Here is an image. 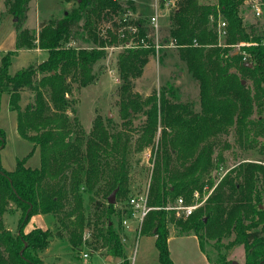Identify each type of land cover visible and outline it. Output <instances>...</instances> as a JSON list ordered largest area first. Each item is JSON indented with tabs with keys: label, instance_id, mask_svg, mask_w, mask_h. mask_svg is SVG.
Listing matches in <instances>:
<instances>
[{
	"label": "trees",
	"instance_id": "trees-1",
	"mask_svg": "<svg viewBox=\"0 0 264 264\" xmlns=\"http://www.w3.org/2000/svg\"><path fill=\"white\" fill-rule=\"evenodd\" d=\"M64 1L73 5L61 16L27 28L22 20L29 0H5L15 17L16 41L15 48L1 57L0 99L3 92L10 94L17 132L32 150H38L39 163L26 165L27 155L5 170L0 159V264H43L40 253L51 239L64 237L74 250L84 243L119 257L112 264H130L122 241V219L130 214V132L135 130L152 145L159 127L147 191L151 209L140 234L154 236L160 264H174L167 225L177 212L166 206L177 197L190 203L204 186H213L212 171L221 169V150L230 146L225 139L229 133L235 143L256 148L264 158V26L243 23L239 12L243 0H156L160 7L173 4L167 25L158 29V42H173L197 83L199 109L194 110L190 102L176 100L172 85H162L158 94L152 91L146 96L133 90L155 51L140 43L143 38L152 45L154 32L148 17L134 16V0ZM218 16L226 22L224 44H218ZM130 41L134 47L125 46ZM242 42L249 43L240 48L248 55L246 62L240 50L230 48ZM119 45L120 125L97 114L86 132L72 94L95 81L94 65L105 57L107 48ZM36 46L47 51V57L10 74L11 56ZM159 52L162 61L166 50ZM25 90L32 93V100L21 107L19 97ZM134 118L140 119L137 126ZM3 143L0 128V149ZM113 190L115 201L107 203ZM99 195L103 202L95 199ZM207 197L192 214L180 215L176 227L194 234L202 251L204 238L234 235L244 245V264H264V163L248 160L233 165ZM16 211L21 229L13 231L3 214ZM34 214H50L53 228L33 226L23 232V224ZM85 229L90 241L83 239ZM218 264L229 263L221 259Z\"/></svg>",
	"mask_w": 264,
	"mask_h": 264
},
{
	"label": "rangeland",
	"instance_id": "rangeland-1",
	"mask_svg": "<svg viewBox=\"0 0 264 264\" xmlns=\"http://www.w3.org/2000/svg\"><path fill=\"white\" fill-rule=\"evenodd\" d=\"M201 2L213 3L214 0H200ZM135 12L149 18L150 15H158L159 27H165L168 20V13L173 6L172 2L166 3L163 7L157 4L156 0H135ZM73 5L72 1L64 0H29L26 17L22 20V27L36 28L38 23L44 19L59 17L64 10ZM254 5L260 7L261 14L256 15ZM239 12L243 23H257L264 26V0H243ZM137 14L134 13V16ZM15 18L11 12L6 9L5 0H0V62L1 57L15 48L16 28ZM224 37L218 39V44H224ZM84 45V44H81ZM166 50V55L160 61V49ZM230 48L239 51L241 46L237 44L230 45ZM122 49L110 48L106 50L104 58L100 59L94 65L96 79L91 84L74 90L73 96L77 98L76 114L86 132L91 129L94 117L98 114L102 118L108 117L113 120L117 126L120 125L121 118L119 114V95L118 86L120 84L119 73L117 69L118 53ZM241 52V50H240ZM40 57L34 51H17L11 56L9 73L13 74L20 68L31 63H35ZM162 85H172L176 100L180 102H190L194 110L199 109V88L197 83L191 78L183 61L176 54L174 47H161L154 51L149 60L144 65L141 75L135 79L133 90L142 94L149 95L152 91L158 94L159 87ZM11 96L3 92L0 99V128L4 133L3 147L0 149L1 165L5 170L14 168L16 161L27 156L26 165L32 167L39 163L38 150H32V144L23 139L17 132L16 120L17 112L10 109L9 100ZM32 100V93L29 90L22 91L19 97L21 107ZM108 112L111 116H108ZM140 119L134 118L133 125L137 126ZM160 127L157 128L154 143L146 144L138 132L132 129L129 142V195L140 193L148 189L151 170L153 167L154 156L157 150V138ZM225 139L230 146L221 150L222 162L221 169H213L212 173L216 176L212 187L204 186L198 195L194 194V201H199L202 207L207 196L211 193L218 180L233 165L241 161L264 160L262 154L257 149L248 148L249 145L241 146L235 143L234 136L229 133ZM218 149L215 150V153ZM149 153V155H148ZM103 202L104 198L98 196L95 198ZM120 199V198H118ZM85 214L89 209V198L84 197ZM107 202V200H106ZM123 205V200L118 202V207ZM170 205V204H169ZM261 207V206H260ZM179 219L181 217L175 213ZM175 219V220H176ZM175 220L168 222V231L170 237L171 257L175 264H218L219 261L238 264H244V245L236 242L234 235L230 237H207L203 239L201 245L203 252L199 250L197 240L191 232H181L175 225ZM3 221L13 231L21 229V215L19 211L5 212ZM113 223L118 227L117 217H113ZM118 224V225H117ZM33 226L41 228H53V219L50 214H34L30 216L22 226V231L27 232ZM85 229L82 232L83 239L88 237ZM182 233V234H181ZM88 241L91 240L88 237ZM124 242V241H123ZM93 246L82 243L77 249H72L66 238H53L47 248L40 253L43 264H106L103 250L93 249ZM124 252L129 259L130 264H160L158 253L154 244L152 235L136 234L135 232L129 241L125 242ZM87 254L84 256L83 254ZM210 263L206 260L205 255ZM221 258V259H220ZM114 263V262H112ZM111 263V264H112Z\"/></svg>",
	"mask_w": 264,
	"mask_h": 264
},
{
	"label": "built area",
	"instance_id": "built-area-1",
	"mask_svg": "<svg viewBox=\"0 0 264 264\" xmlns=\"http://www.w3.org/2000/svg\"><path fill=\"white\" fill-rule=\"evenodd\" d=\"M254 12L256 15H260L261 14L260 7L257 5H254ZM148 23L153 28L154 42L152 45H149L143 38H141L140 43L144 47L152 46L154 50L156 51L157 49L161 47H169V46L174 47L175 46L173 42H169L164 45H161L158 42L159 25H158V15L156 13L149 17ZM216 26H217L218 39H220V37H224L226 34L225 20L218 16ZM129 29L131 32L136 31L135 27H130ZM247 44L249 43L242 42V43H238L237 46L239 47V46H243ZM125 46L134 47L131 41L126 42ZM121 47L122 46L119 45V46H112L107 49H110V48H115V49L120 48L121 49ZM241 54H242V60L246 62L248 55L244 52V50H241ZM147 191L148 189H145L144 191L140 193H135L129 196L128 203H129L130 214L122 219V226L124 228V231L133 230L136 234H139L142 220L144 216L146 215V213L151 209V206H149L147 203ZM195 195H197V193H195ZM198 206H199V201L186 203L182 197H177L176 199H174V202L170 205H167L166 208L174 209L179 215L186 217L192 214V212ZM132 223H134V225H132ZM124 235H122V241H125L126 239ZM83 255L86 256L87 254L84 253Z\"/></svg>",
	"mask_w": 264,
	"mask_h": 264
},
{
	"label": "crops",
	"instance_id": "crops-1",
	"mask_svg": "<svg viewBox=\"0 0 264 264\" xmlns=\"http://www.w3.org/2000/svg\"><path fill=\"white\" fill-rule=\"evenodd\" d=\"M134 3H135V6H136V2H135V0H134ZM135 14L138 15L139 13L135 12ZM150 16H151V15H150ZM150 16H149V17H150ZM14 18H15V17H14ZM167 23H168V20H167ZM166 25H167V24H166ZM24 50H31V51H34L35 54H36V56L38 55V56L40 57L39 59L36 60V62H40V61L44 60V59L47 57V51H45V50H43V49H40V48H38L37 46H36V47L29 48V49H19L18 51L22 52V51H24ZM132 225H134V223H132ZM133 233H134L133 230H127V231H125V235H124V236L126 237V239H125V241H124V246H125V242L129 241L130 238H132ZM193 235H194V234H193ZM194 236H195V235H194ZM153 237H154V236H153ZM195 238H196V240H197L199 250L202 251L201 248H200V246H199V242H198V239H197L196 236H195ZM167 245H168L169 255H170V257H171L170 237H169V236H168V239H167ZM202 252H203V251H202ZM203 254H204V253H203ZM204 255H205V254H204ZM103 257L105 258L106 264H111V263L113 262V260H114V258H113L111 255H108V254H105ZM205 258H206V260L210 263V261L207 259L206 255H205ZM171 259H172V257H171ZM172 261L174 262L173 259H172ZM174 264H175V262H174ZM210 264H211V263H210Z\"/></svg>",
	"mask_w": 264,
	"mask_h": 264
},
{
	"label": "water",
	"instance_id": "water-1",
	"mask_svg": "<svg viewBox=\"0 0 264 264\" xmlns=\"http://www.w3.org/2000/svg\"><path fill=\"white\" fill-rule=\"evenodd\" d=\"M108 116H111V113L108 112ZM114 201H115V190H113L109 194V196L107 197V203H114ZM118 261H119V257H115L113 260L114 263L118 262ZM230 264H238V263L235 261H232ZM258 264H260V263H258Z\"/></svg>",
	"mask_w": 264,
	"mask_h": 264
}]
</instances>
